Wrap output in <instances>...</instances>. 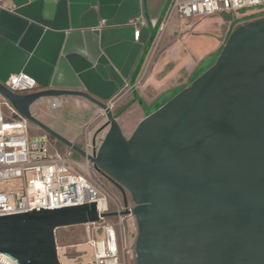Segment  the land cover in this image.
<instances>
[{"label": "water", "instance_id": "water-1", "mask_svg": "<svg viewBox=\"0 0 264 264\" xmlns=\"http://www.w3.org/2000/svg\"><path fill=\"white\" fill-rule=\"evenodd\" d=\"M0 97L131 196L137 264H264V17L236 27L215 64L127 137L111 107L85 92ZM83 98L105 112L89 154L31 112ZM118 213L103 214L102 218ZM100 221L97 203L1 216L0 252L18 264H61L55 232Z\"/></svg>", "mask_w": 264, "mask_h": 264}, {"label": "crops", "instance_id": "crops-1", "mask_svg": "<svg viewBox=\"0 0 264 264\" xmlns=\"http://www.w3.org/2000/svg\"><path fill=\"white\" fill-rule=\"evenodd\" d=\"M172 1L0 0V82L5 84L11 76L25 74L36 80V91L85 92L119 107L120 126L126 136L128 132L131 135L170 94L188 87L201 66L214 55L202 61L189 78H176L183 69H192L196 57L192 52L197 50L191 43L189 52L179 55L177 61L163 56L143 82L162 30L166 37L181 30H175L172 20H182L176 15L169 17ZM140 21L143 25L137 41L134 33ZM247 22H222L226 27L224 44L236 27ZM200 35L212 39L209 34ZM213 45L214 40L209 48ZM167 63H173L172 68H167ZM89 103L79 97H68L57 105L49 100L51 109L64 112L73 104L84 110L100 109ZM135 113L139 118L132 123L131 115ZM70 122L83 132L85 123L72 118ZM67 132L59 134L74 144L81 141L80 134L70 129ZM43 133L40 131L39 135ZM86 140H92L89 130Z\"/></svg>", "mask_w": 264, "mask_h": 264}, {"label": "built area", "instance_id": "built-area-1", "mask_svg": "<svg viewBox=\"0 0 264 264\" xmlns=\"http://www.w3.org/2000/svg\"><path fill=\"white\" fill-rule=\"evenodd\" d=\"M260 7H264V0H173L169 17L176 15L181 20H189ZM138 24L134 33L137 41L143 23L140 21ZM4 85L15 94L32 93L38 88L36 80L25 74L11 76ZM90 149L87 145L84 150L92 154ZM91 165L86 158L83 161L76 159L75 152L69 148L65 151L57 149L46 133L32 139L30 122L1 97L0 183L18 179L22 180L23 186L21 196L17 192H0V217L28 213L34 209L40 211L97 203L100 221L83 225L88 232L91 227L95 231L87 242L93 252V264H124L116 228L106 222L107 218L101 217L110 213L109 198L91 183ZM117 213L120 216L122 212L118 210ZM98 234H102L101 239L97 238ZM0 264L18 263L0 252Z\"/></svg>", "mask_w": 264, "mask_h": 264}, {"label": "rangeland", "instance_id": "rangeland-1", "mask_svg": "<svg viewBox=\"0 0 264 264\" xmlns=\"http://www.w3.org/2000/svg\"><path fill=\"white\" fill-rule=\"evenodd\" d=\"M263 15L264 7H260L235 13L194 18L191 20L179 21L178 19H173L172 24H174L175 30H181L176 31L169 37H166V35H164V31L162 30L151 52L146 71L142 76L143 82L148 78L153 66L158 63L163 56L165 57L166 55L165 58L168 60L174 58V60L176 59L175 61H177L179 55L183 57L189 52V45L192 43L197 50L196 53L192 52L193 55H196V57L192 60V69L190 72H186L185 69H183L181 76L176 77L189 78L191 74L195 73L196 67L199 66L202 61L209 58L212 54L217 53L220 47L224 44L226 27L221 25L222 22H236L241 19L248 20L251 16V18H259ZM200 33L209 34L212 39L204 37L203 35H200ZM213 40L214 45L209 48ZM178 48H180V52ZM172 66L173 63H167V68H172ZM108 105L111 107L114 115L120 109L119 107H114V104ZM3 109L6 111L5 107H3ZM31 112L38 120L41 122L44 121L42 123L45 125L46 123L49 124L55 131H57V133H68L67 130L70 129L73 133L80 134L79 139H81V141L75 144L82 149H85L87 145L92 147L93 141H95L98 148L107 132V129H105L107 123L105 112L94 107L89 110H84L73 104L69 105L68 109L64 112L60 109H51L49 106V99H42L33 105ZM131 116L132 123L139 118L136 113ZM70 118L83 122V124L85 123L83 126V132L80 133L81 130H79V128L72 126ZM117 121L119 124L121 123L118 117ZM88 130L92 136V140H89V142L86 140ZM40 131L39 127L30 123V135L32 139L38 138ZM129 136L130 133L128 132L127 137ZM55 145L60 151H65L67 149L64 144L58 141H56ZM75 157L79 161L84 160V158L76 153ZM91 177V183L93 186L109 198V214L117 213L118 210L125 212V198L127 199L128 208H132L133 205L131 202V196L128 191L117 186L105 174L97 171L93 165H91ZM22 186V180L18 179L2 182L0 183V192H17L18 195L21 196ZM106 222L116 228L122 262L124 264H137L135 242L138 235V229L135 217L132 215L122 217L119 215L116 217L111 216L107 218ZM94 233L95 231L93 227H91V231L88 232L84 226H73L56 230L55 237L61 264H93V252L87 242L89 237L93 236ZM97 238L101 239L102 234H98Z\"/></svg>", "mask_w": 264, "mask_h": 264}, {"label": "trees", "instance_id": "trees-1", "mask_svg": "<svg viewBox=\"0 0 264 264\" xmlns=\"http://www.w3.org/2000/svg\"><path fill=\"white\" fill-rule=\"evenodd\" d=\"M262 17H264V15L263 16H261V17H259V18H262ZM258 17H255V18H250V19H248L247 21L249 22V21H252V20H256V19H259ZM231 34V33H230ZM229 34V35H230ZM229 35H228V37H229ZM227 37V38H228ZM224 46V45H223ZM223 46L220 48V50L217 52V53H215L213 56H211L202 66H201V68H200V71H199V73L194 77V79H193V81L196 79V78H198L201 74H203L206 70H208L210 67H212L214 64H215V62H216V60L218 59V56H219V54L221 53V51H222V49H223ZM183 89H181V90H177V91H174L172 94H170L167 98H166V100L163 102V104L160 106V107H162L164 104H166L168 101H170L174 96H176L179 92H181ZM160 107H158V108H156L154 111H156L157 109H159ZM119 116V113H116L115 114V117L117 118Z\"/></svg>", "mask_w": 264, "mask_h": 264}, {"label": "flooded vegetation", "instance_id": "flooded-vegetation-1", "mask_svg": "<svg viewBox=\"0 0 264 264\" xmlns=\"http://www.w3.org/2000/svg\"><path fill=\"white\" fill-rule=\"evenodd\" d=\"M58 104V102L57 101H54V105H57ZM50 139H51V142L52 143H56V141H55V139H53L52 137H50ZM91 152H93V146L91 147Z\"/></svg>", "mask_w": 264, "mask_h": 264}]
</instances>
